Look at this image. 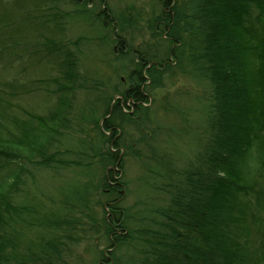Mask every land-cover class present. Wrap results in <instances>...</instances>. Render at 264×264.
Instances as JSON below:
<instances>
[{
	"label": "trees",
	"instance_id": "16d2710c",
	"mask_svg": "<svg viewBox=\"0 0 264 264\" xmlns=\"http://www.w3.org/2000/svg\"><path fill=\"white\" fill-rule=\"evenodd\" d=\"M73 1L87 4L92 0ZM159 2L161 10L154 16L151 29L158 38L167 35V56L159 59L160 55L148 49L137 50L130 86L120 91L122 97L112 108L113 99L106 102L102 125L92 120L106 145L96 155L104 167L100 188L108 202L102 218L108 251L100 250V259L94 264H264V222L254 213L264 201V188L258 191L252 181L255 172L264 176V0ZM102 13L104 20H109L107 10ZM117 41L122 45V39ZM55 43L47 42L51 46ZM43 53L58 63L65 83H59L60 105L48 117L30 114L29 120H20L4 110L15 131L3 138L0 130V174L7 169L0 177V264L63 261L64 240L27 245V256L22 253L24 244L16 225L22 222L32 227L34 222L24 216L34 209L17 204L12 191L23 182L24 161L43 167L72 164L60 156L61 150L50 152L48 147L60 141L57 135H64L59 126L69 130L73 120V88L80 77L78 57L75 52ZM172 56L180 70L208 86L206 120L200 136L203 151L191 167L180 169L168 154L151 149L150 160L155 164L151 173L161 183L156 187L168 194L170 202L166 207L153 208L151 216L141 214L137 225L139 221L133 219L137 214H127L120 204L123 194L119 188L124 184L120 166L125 159L120 154L125 149L124 157L142 158L134 145L143 140L126 146L125 126L136 121L124 107L131 106L128 103L132 100L133 104L140 103L137 111L144 109L142 104L149 102L145 88L148 84L151 89L164 86V71L175 68ZM7 86L16 94L26 88L18 78ZM1 92L0 101L7 103ZM113 165L119 166H114L116 172ZM61 222L50 221L49 226L62 229ZM253 226L262 236L259 245L255 238L249 240Z\"/></svg>",
	"mask_w": 264,
	"mask_h": 264
},
{
	"label": "rangeland",
	"instance_id": "374dc122",
	"mask_svg": "<svg viewBox=\"0 0 264 264\" xmlns=\"http://www.w3.org/2000/svg\"><path fill=\"white\" fill-rule=\"evenodd\" d=\"M103 9L107 10L109 20H104ZM160 10L159 0H92L87 4L73 0H0V89L7 101H0L3 138L8 137L9 131H15L13 116L20 120H29L30 114L48 117L60 105L61 93L57 88L65 80L58 63L43 52H75L79 61L80 77L72 96L73 120L69 130L59 126L64 135H57L60 141L48 147L50 152L61 150L60 156L72 164L43 167L34 161H24L23 182L14 190L6 187L13 191L17 204L34 209L24 216L34 222L32 227L22 222L16 225L25 256L27 245L54 239L65 241L61 246L62 264H94L100 259V250L108 251L102 222L103 208L108 202L100 188L104 167L96 155L106 145L92 120L97 119L102 125L106 102L113 99L112 108L122 97L120 91L130 86L137 50L148 49L160 55L159 59L167 56V35L158 38L151 29L153 18ZM119 39L123 40L124 52ZM50 40L56 42L54 46L47 44ZM171 62L175 68L164 71V86L151 89L148 84L145 88L149 101L142 104L145 110L137 111L140 103L133 104L132 100L128 103L131 106L124 107L140 124L132 122L125 126L126 146L143 140L134 145L142 158L124 157L125 149L120 154L125 158L120 166V179L124 181L119 188L123 194L120 204L127 214H137L133 218L139 221L137 225L141 214L151 216L153 208L166 207L170 202L168 194L156 187L161 183L151 173L155 167L150 160L151 149L158 148L168 154L180 169L191 167L203 151L204 141L201 143L200 136L210 95L208 86L180 70L175 56ZM16 78L26 86L18 94L7 86ZM4 110L11 118L5 117ZM5 173L7 169L1 171L0 177ZM262 174L252 175L258 191L264 188ZM83 195L87 198L80 199ZM254 213L264 222V201ZM50 221H62V229L50 227ZM251 228L249 240L255 238L259 245L262 236L254 226ZM261 228L264 231V223Z\"/></svg>",
	"mask_w": 264,
	"mask_h": 264
}]
</instances>
